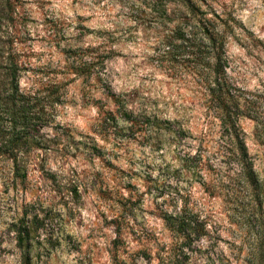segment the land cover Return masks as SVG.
<instances>
[{
    "label": "rangeland",
    "instance_id": "374dc122",
    "mask_svg": "<svg viewBox=\"0 0 264 264\" xmlns=\"http://www.w3.org/2000/svg\"><path fill=\"white\" fill-rule=\"evenodd\" d=\"M196 5L231 19L226 55L238 85L264 84V0H0V19H12L9 29L1 20L0 40L20 31L37 88L57 93L39 132L46 150L21 144L27 177L0 175V264H160L181 242L162 219L180 204L170 196L177 178L217 221L214 251L224 264H264V230L232 219L221 198L201 197L197 181L179 176V157L193 147L163 129L180 120L189 141L205 123L191 48L165 55L161 42L179 19H193L185 8ZM83 63L89 73L76 72ZM112 94L127 100L135 121L156 115L157 124L135 125ZM240 125L250 154H262L254 122L242 117ZM10 166L0 161V173ZM17 221H31L20 243ZM202 243L190 244L179 264H204L193 253Z\"/></svg>",
    "mask_w": 264,
    "mask_h": 264
},
{
    "label": "trees",
    "instance_id": "16d2710c",
    "mask_svg": "<svg viewBox=\"0 0 264 264\" xmlns=\"http://www.w3.org/2000/svg\"><path fill=\"white\" fill-rule=\"evenodd\" d=\"M7 3V2H6ZM193 19H179L171 29L172 35L161 42L165 55L175 56L183 47L191 48L195 89L201 102L204 124L190 140L180 120L165 122L166 133L176 143L187 142L193 147L179 157V176L188 173V181H197L201 197H219L227 214L241 220L256 230H264V84L254 89L238 85L230 73L226 46L233 36L231 19L224 18L216 9H202L199 5L187 6ZM9 29L12 19H0ZM13 24V23H12ZM14 30V29H13ZM10 30L11 32L13 31ZM8 33L0 40V161L10 164L8 173H0L4 182L24 180L29 172V151L21 144H34L43 148L48 139L39 134L57 100L56 90L46 93L37 88L36 77L19 47L24 38ZM191 41L183 45L182 42ZM89 63L76 67V72L89 73ZM26 85L23 86V81ZM39 83H38V82ZM55 94V95H54ZM54 95V97H53ZM111 100L135 125L151 127L157 124L156 115L151 121L132 118L134 111L127 109V100L112 94ZM139 112L134 117L145 115ZM246 117L254 122V136L263 153L257 157L250 154L245 143V132L240 119ZM150 117H148L149 119ZM156 122V123H155ZM158 127V126H156ZM5 134H8L7 137ZM183 135V137H182ZM258 159V160H257ZM35 165H37L35 163ZM182 181L177 178L170 194L179 198L180 204L174 212H163L162 219L174 231L181 242L170 253L163 255L160 264H179L188 258L187 248L198 241L194 254L199 253L204 264H224L227 258L215 251L218 239V224L213 214L204 209L205 202H193L190 189H181ZM35 222L38 218L35 217ZM31 221L11 224L17 242L28 240ZM259 233V232H258Z\"/></svg>",
    "mask_w": 264,
    "mask_h": 264
}]
</instances>
